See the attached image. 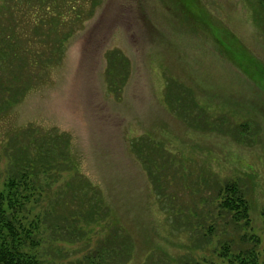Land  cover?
<instances>
[{
	"label": "rangeland",
	"instance_id": "1",
	"mask_svg": "<svg viewBox=\"0 0 264 264\" xmlns=\"http://www.w3.org/2000/svg\"><path fill=\"white\" fill-rule=\"evenodd\" d=\"M70 3L0 0V23L28 35L20 53L44 62L26 67L32 89L0 116V187L39 171L27 214L48 217L44 264L218 261L212 185L227 179L249 189L264 254V0ZM55 13V31L33 33ZM92 196L107 213L93 221L80 208Z\"/></svg>",
	"mask_w": 264,
	"mask_h": 264
},
{
	"label": "trees",
	"instance_id": "2",
	"mask_svg": "<svg viewBox=\"0 0 264 264\" xmlns=\"http://www.w3.org/2000/svg\"><path fill=\"white\" fill-rule=\"evenodd\" d=\"M68 1L69 5L67 4V7H69L70 11H74L75 6L70 3L72 0ZM80 15L81 12L75 13L78 18L81 17ZM39 17L40 19L35 20L30 27L33 29V33L36 34L43 26H51L48 28V32L51 33L55 31L54 27L61 22V20L57 19L56 13L52 17L47 15H39ZM5 24L0 23V116L7 114L32 89L31 80L25 72L26 67H31L38 63L41 66L44 65V62L38 58L35 61V55H32L30 59L29 57L26 59L22 55L24 53H20V47L24 40L20 41L19 38L28 36L27 33L23 35L17 32L20 29V24ZM58 36H56V43L65 42L68 38L67 36L61 38L62 35L59 34ZM26 42L29 46H34V42L31 39ZM36 53L41 58L46 51L41 52L39 50ZM113 70L116 71V67ZM29 166L24 167L23 171L17 170L16 172L15 170L14 174H12L13 177L9 178L0 187V264H44L36 249L39 248L41 243L39 228H41L42 223L44 225L47 224L48 217L45 216L43 220L40 217H34L29 220L27 211L31 209L29 208L30 204L37 203L38 199L34 197L39 187L36 184L38 183L36 176L39 171L35 169L36 167L32 168V166ZM156 166L158 168L157 171L150 167L148 170L150 176L154 178L157 185L159 184L158 186L161 188L163 185V179L161 178L164 177V171L159 169L161 164ZM245 177L251 180L248 175H245ZM77 186L79 187V184ZM83 186L87 187V185L85 183L81 185L82 191L85 190ZM212 189L215 192L213 197L215 204L212 210L215 220L214 225L210 227L213 229V227L217 226L221 229V234H218L216 247L213 250L218 261L203 258L191 262L187 261L185 264H217L216 262L264 264V254L260 252L261 239L252 232V211L254 205L248 187L242 183V179L241 182L227 179L222 182L217 181L215 185H212ZM95 202L97 206H95ZM100 202L99 197L94 196L89 197L87 201L81 200L80 206L82 207L86 203L90 204V208L86 210L85 207H80L85 211L82 214L91 221L95 220V217L101 216L100 213L104 212L100 208ZM167 211L169 216H172V212L174 214V209ZM105 215L107 213L103 214V216ZM262 215L264 216V210ZM177 222L178 220L175 218V223ZM215 222L217 225H215ZM78 233H81V231ZM213 235L209 238H212ZM209 238L205 235L201 237L206 242L210 241ZM108 252L110 255L111 252ZM126 252H128V249H125ZM101 258L104 259L105 255H101ZM124 263V260L120 263L117 262V264ZM90 264H94V262L91 260Z\"/></svg>",
	"mask_w": 264,
	"mask_h": 264
}]
</instances>
